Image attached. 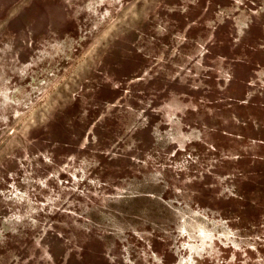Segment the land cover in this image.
<instances>
[{
	"label": "rangeland",
	"instance_id": "1",
	"mask_svg": "<svg viewBox=\"0 0 264 264\" xmlns=\"http://www.w3.org/2000/svg\"><path fill=\"white\" fill-rule=\"evenodd\" d=\"M0 264H264V0H0Z\"/></svg>",
	"mask_w": 264,
	"mask_h": 264
}]
</instances>
